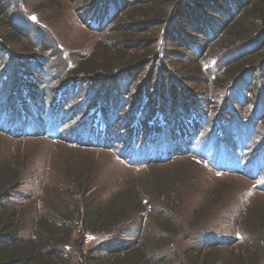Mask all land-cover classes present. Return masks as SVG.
<instances>
[{"label":"rangeland","instance_id":"1","mask_svg":"<svg viewBox=\"0 0 264 264\" xmlns=\"http://www.w3.org/2000/svg\"><path fill=\"white\" fill-rule=\"evenodd\" d=\"M103 1L18 0L12 8L17 25L28 31L15 47H24V44L34 47L33 59L37 64L30 66V62H23L22 54H15L18 61L14 64L13 72H10L14 55L6 54L0 58V79L4 80L0 85V125L5 127L6 119L12 113V109L7 113L4 109L12 107V104L9 106L13 97L9 92L12 89L9 90L7 85L12 84L16 76V79L19 77L18 81L22 80L24 92L29 93L26 100L34 102L35 109L26 110L22 120L17 119L12 126L18 129L25 126L29 134L40 133L14 136L0 129V153L16 162L20 161L24 166L21 184L10 199L22 206L32 205L26 211V220L30 225L24 232L31 233L33 217L51 212L52 209L46 206L48 201L60 206L62 200L68 199L62 175L64 164L87 161L95 168L98 193L103 199L109 198L127 183L140 182V185L148 187V182L161 173L182 176L180 184L174 187L178 200L182 202L181 215H174L177 217L174 221L183 220L187 225L193 221L192 216L198 208L204 209L205 213L201 217L203 224L194 229L186 227L184 232L173 236V241L164 246V257L171 264H188L186 251L208 246L204 242L206 238H210V243L218 238L224 242L223 246L231 238H239L246 243L251 234L247 222L257 219L254 212L264 214V73L254 76L253 81L239 80L232 86L221 83L229 67L248 58L254 51H214L208 56L204 53L209 43L206 38L202 37L197 42L196 51L192 53L171 41L167 44L168 52H164L157 63L148 64L136 83L125 78L115 86L114 98L118 97L119 91L128 94L121 100V116L116 118L121 130L116 133L112 131L115 135L112 147L94 148L91 145L97 142V137H91L86 131L93 117L89 113L83 114L80 105L99 87L102 88L98 90L99 97H102L103 91L112 82L108 75H104L105 71L99 69L105 61L104 53L111 54L110 51H116L119 46L128 49L127 54L131 57L134 49L144 48L151 39L150 29L129 24L128 19L121 22L124 20L121 12L113 15L102 29L90 27L87 24L90 22L82 19V10L90 8L92 2L94 6L100 4L101 7ZM128 31H137L140 40H126L124 46L114 40L116 34ZM163 47H166L165 43ZM90 57L94 59L92 68L95 71L78 78L85 87L80 92L75 90L74 95L73 86L67 83L74 76L71 72L79 67L84 68L82 62ZM193 68L201 69L200 73L192 74ZM153 73L155 77H174L179 82L181 92L187 93L194 104L213 120L216 121L215 117L219 114L224 116L216 124L205 118L200 124H191L189 119L180 124L169 117L166 128L159 122L151 126L148 119L141 121L137 132L140 137L137 159L151 160L154 157L155 160L167 161L129 165L122 153L128 148L127 141L133 133V128L128 126L130 117L132 121L138 112L132 107L131 96L134 98L137 93L136 84H146ZM167 95L160 97L161 105L164 102H173V106L177 104L175 96ZM142 100L143 94H140L138 103ZM151 106L147 115L152 113L149 111ZM154 109L157 112L159 108L156 106ZM102 125L104 128L105 123L102 122ZM27 128L23 131L25 134ZM147 138L152 141L142 150ZM116 143L117 146H114ZM56 188L60 189L58 197L54 198L52 193ZM215 191L219 192L216 197H210ZM74 201L81 206L80 198L76 197ZM163 202L162 199H155L152 207L110 248L124 249L137 239L138 234L147 235L157 230L158 221L155 218L165 217Z\"/></svg>","mask_w":264,"mask_h":264},{"label":"trees","instance_id":"2","mask_svg":"<svg viewBox=\"0 0 264 264\" xmlns=\"http://www.w3.org/2000/svg\"><path fill=\"white\" fill-rule=\"evenodd\" d=\"M17 3L18 0H0V58L6 54L14 55L10 72H13L14 64L18 61L15 54H22L24 63L30 62V66H37L36 59H33L34 47L30 48L31 45L26 44L24 47H15L28 33L17 25L15 17L12 16V8ZM99 5L94 6L92 2L90 8L82 10V19L84 22H90L87 23L90 27L102 29L113 15L121 12L120 14L124 15L121 22L128 19L129 24L150 29L151 39L144 48L134 49L131 57L127 54L128 49L118 45L116 51H110L111 54L104 53L105 61L99 69H103L104 75H108L112 82L108 89L103 91L105 96L103 94L99 97L98 90L102 89L99 87L80 105L83 114L89 113L93 117L86 131L91 137H97V142L91 145L94 148L112 147L114 133L121 130L116 118L121 116L120 102L128 94L126 91H119L118 97L114 98L115 86L125 78L136 83L139 74L148 64H153L154 61L157 63L164 52H168L167 44L171 41L184 51L192 53L196 51L197 42L202 37L206 38L209 43L204 53L208 56L214 51L218 53L253 50L254 53L248 58L241 59L228 68L221 83L223 86H232L239 80L253 81L254 76L264 73V0H105L101 7ZM137 18L139 19L134 20ZM138 36L137 31L124 34L120 32L115 35L114 40L124 46L126 40H140ZM164 43L166 47H163ZM94 63V59L90 57L82 62L84 68L79 67L71 72L74 76L67 83L73 86L74 95L75 90L80 92L85 87L78 78L92 74V71H95V68H92ZM200 71L199 68L191 70L192 74L196 75ZM152 75V78L146 80V84H136L137 93L134 98L131 96L132 107L138 112L134 115L136 117H132V121L130 117L128 126L133 128V133L127 141L128 148L122 153L129 165H149L150 162L158 164L167 161L155 160L154 157L151 160L137 159L140 139L137 132L141 121L148 119L151 126L159 122L166 128L169 117L178 120L180 124L188 119L191 124H200L203 118L216 124L224 116L217 115L215 121L200 110L187 93L181 92L179 82L174 77L169 76L166 79L162 75ZM14 79L12 84L7 85L9 90L12 89L9 92L13 95L9 101V106L12 104V107L4 109L5 112L12 109V113L6 119L5 127L0 125V129L14 136L40 134H29L25 126L20 129L12 126L17 119L22 120L26 110L35 109V103L26 100L29 93L24 92L22 80L18 81L19 77L16 79V76ZM3 81L0 79V85ZM169 93L177 98V104L173 106V102H164L161 105L160 97L164 95L165 98ZM140 94H143V100L138 103ZM181 94L183 98H180ZM149 105H152L149 110L152 113L147 115ZM156 106L159 108L157 112L154 109ZM90 109L92 110L89 111ZM99 122L105 123L104 128ZM26 128L25 134L23 131ZM150 141L151 138L144 140L142 150ZM114 146H117V143ZM91 164L87 161L64 164L62 175L66 184L64 188L68 190V199L62 200L60 206L48 201L46 206L52 209L51 212L33 217L32 230L28 234L24 232L30 225L26 220V211L31 209L32 205L22 206L10 200L21 184L24 166L20 161L16 162L0 153V264H171L164 257V246L173 241V236L184 232L186 227L194 229L195 226L203 224L201 217L205 210L201 208L195 211L193 221L187 225L183 220L174 221L177 218L174 215L180 213L182 204L174 188L180 184L179 179H183L180 174L173 173V176H170L168 172L161 173L155 176L152 182H148V187H144L145 184L140 185V182L127 183L109 198L103 199L99 196L96 171ZM59 189L56 188L52 193L54 198L58 197ZM218 193L215 191L210 197H216ZM76 197L81 199V206L74 201ZM155 199L164 201L165 210V217L155 218L158 221L157 230L147 235L138 234L137 239L124 249H111L110 246L120 240L132 228L133 223L152 207ZM254 213L257 219L247 222L250 227L248 232L251 234L246 243L239 238H231L223 246L224 242L218 238L214 239V243H210V238H206L204 242L208 246L186 251L188 264H264V214L261 211Z\"/></svg>","mask_w":264,"mask_h":264}]
</instances>
